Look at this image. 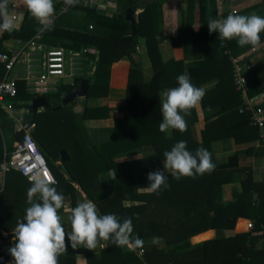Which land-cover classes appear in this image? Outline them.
I'll use <instances>...</instances> for the list:
<instances>
[{
	"label": "trees",
	"instance_id": "trees-1",
	"mask_svg": "<svg viewBox=\"0 0 264 264\" xmlns=\"http://www.w3.org/2000/svg\"><path fill=\"white\" fill-rule=\"evenodd\" d=\"M60 2L62 3V0ZM230 2L232 0L219 2V5L221 3L224 6L223 18L233 10H237L238 15H251L256 14L259 9L260 16H263L264 0L250 9L233 3L234 6L229 8ZM119 3L121 16H117L114 21L79 6L73 8L69 29L62 28V21L58 19L52 30L45 31L43 34L49 47H97L100 51V60L95 75L90 78L87 98L90 100L107 98L110 95V86L103 84L100 78L104 74L111 73L113 64L117 62L116 57L130 36L131 24L125 19V14L128 8H132L137 20V31L122 59H128L131 65L125 104L126 108L133 113L131 116L126 114L116 119L115 126L109 134L106 130L89 129L83 126L82 121L108 119L110 108L106 105L91 108L87 106L83 112L71 111L73 116L69 121L74 126L65 131L72 137H66L64 143H59L58 140L55 143L56 150L46 149L40 141L36 142L54 176L59 180V184L55 186L57 191L66 199L76 201L77 194L74 186H78V189L96 203L99 214H115L121 218V221L124 218H132L133 236H139L143 240L147 237L162 238L165 248L159 250L155 246H147L142 257L134 253H125L122 247L112 243L109 248L100 251L85 247L74 250L71 246L69 249L75 251L74 255L86 254L88 264H158L155 254L159 255L161 264L171 262L176 264L179 261L183 262L181 258L183 251L190 247L189 241L192 237L214 229L217 233L227 231L229 236L217 237L201 245L200 257L193 259L189 264H264V243H261V240H264V181H256L251 173L248 174L246 179L237 183L232 200L226 203L221 197L222 186L232 183V171L238 167L236 163L238 156L247 155L248 150L235 153V156L228 158L232 160L220 166L216 162L214 152L216 142L233 140L237 145H244L255 142L261 135L259 127L252 126L251 120L249 125V117L239 113L243 102L242 97L240 98L241 93L240 95H237L235 91L233 93L229 88L226 89L223 83L224 77L232 78L229 58L224 55L223 49H231L230 44L234 39L229 41L228 47H224L221 40L218 42L220 38L217 32L210 34L208 20L215 13L209 14V8L206 5L201 8L200 21L196 23L201 26L199 32L192 31L191 25L196 18L187 9V12L177 16L178 21L176 17L170 18V27L179 28L178 35L180 33L182 38L180 40L193 39L196 46H203L204 55L207 57L202 63L200 74L203 73L205 77H210L212 80L218 79L221 87L217 91L213 90V94L204 102L207 114L210 110H214L211 116L206 117L204 129L198 126V118L193 108L185 117L187 130L183 133L170 130L171 135H169L159 130V124L163 119L160 94L163 90L177 86V76L184 73V61L172 59L165 62L160 53L158 38L164 31V25L166 26L163 14L165 1L120 0ZM212 4L215 5L214 1ZM18 13L20 14V19L16 22L18 25L12 32L4 33L3 38L0 39V51L4 50V42L7 39L28 38L40 27L29 11L20 10ZM258 14L260 13L256 15ZM90 26H93L94 30H90ZM262 34L261 42L263 43L264 34ZM144 39L154 69V75L150 80H146L142 66L134 59L136 46L140 45V41ZM236 45L242 50L251 48L250 45L240 47L237 40H234L232 47ZM237 48L232 49L235 55L238 54ZM256 66V75L252 78L256 83L262 84V92H264V76L259 77L261 69H264V63ZM216 74L218 76H215ZM195 82L198 81L195 80ZM64 109L65 107L54 111L53 108H48L46 112L50 113L54 119ZM138 111L142 113L139 115ZM41 116H38L39 124H41ZM55 122L60 121L54 120L53 123ZM60 127L64 128L62 124ZM51 136L57 141L54 133ZM181 140L187 142V148L193 154L200 147L208 149L212 154V160L214 159L215 170L209 176L181 177L179 180L175 179L171 173L165 174L170 187L159 192L149 191L147 188L149 172L163 171L164 152L171 150ZM57 150L67 152L68 176L61 167L58 170L53 167L54 160L60 154L56 153V157H53L52 151ZM138 150L142 152L141 155L135 154ZM123 157L127 160L121 161ZM107 173L109 178L106 186H110V198L98 201L97 195L99 196L105 190L100 175ZM11 187L17 190L13 194L17 198L11 202L5 191L0 193V209L9 208L0 215V222L5 229L14 231L17 222L23 220L26 215L25 199L31 182L22 177L19 172L11 170L7 175L4 188L7 190ZM4 188L0 184V190ZM255 196L260 199V202H253ZM19 201L22 202L17 205ZM128 201L137 202L138 205L125 207L124 204ZM37 202H39L38 199ZM152 206L158 207V212L173 210L176 207L177 210H181V206H192L193 211L188 217H183L185 214L182 213L181 217H176L181 219L169 226L160 224L156 220H145L147 210ZM63 212L61 209L60 214L63 215ZM156 216L157 214H154V217ZM239 218L250 220L254 229L245 234H234L233 230ZM240 223L241 227L246 225L245 221ZM260 244H262L261 248H259ZM59 264H75V256L63 254L59 257Z\"/></svg>",
	"mask_w": 264,
	"mask_h": 264
},
{
	"label": "crops",
	"instance_id": "crops-1",
	"mask_svg": "<svg viewBox=\"0 0 264 264\" xmlns=\"http://www.w3.org/2000/svg\"><path fill=\"white\" fill-rule=\"evenodd\" d=\"M96 1H100V2L103 1L106 3L110 0H96ZM164 1H165V3H164L163 14L165 15L164 23H166V26L164 25V31L162 32V35L159 36V38H158L159 39L160 53H161V56L163 58V61H165V62H168L172 59H175L177 61H184V72H188L190 74V77H192L191 78L192 83L197 87H201V86L205 87L206 95L203 98L199 108H195L196 115L198 118V126L200 125V128L204 129L205 125H206V117L211 116L214 113V110H210L208 112V114L205 112L204 102L209 98L210 95L213 94V90L217 91L221 87V84H220L218 79L212 80V79H210V77H205L203 73L200 74V72L202 70V63L205 62V58L207 57V56L205 57V55H204L205 53H204L203 46L202 47L196 46L194 44L195 41L193 39H189L186 41L180 40L182 38L180 37V33L178 35L179 28H176V26L170 27L171 26L170 18L172 16L177 18V16L180 13L187 12L186 11V9H187L191 14H194L195 18H196V21L194 22V24L191 25L192 31L193 32H199L201 26H198V24H196V23H198V21H200V10H201V8H203V6L206 5L209 8V10H208L209 14L213 15V13H215L214 16L210 17V20H211V19H222L223 18L224 6H223V4L221 5V3L219 5L220 0H164ZM212 1H214L215 5L212 4ZM260 1L261 0H232V2H230V4L228 6H229V8H231L234 5H241V6L243 5L247 8L249 7V9H250V8H253V5L258 4V2H260ZM62 2H63V0H62ZM111 2L116 7L115 10H112L110 8H108L107 10L100 9L97 7L96 4H94L92 2V0H79V3L74 5V6H71V8L69 9V11L67 13L62 14V15H57L58 11L61 7L60 5L62 3L60 2V0H54L55 16H57L56 20L54 22V26H55L57 20L60 19L62 21L61 27L66 29V30L69 29L70 28L69 24H70V22H72V19H71L72 16L71 15L73 13V8L79 7V6H80L79 8L92 11L93 13L96 12V13L100 14V16H104V17L114 21L117 16L118 17L121 16L120 6H119L120 0H111ZM9 3H10L9 4L10 9H12L11 4L16 5L17 10H15V11H16V14L18 15V19L16 20V22H18L20 19V14L18 12H20V10L27 12L28 9H27L26 5L23 4V0H9ZM188 6H190V7H188ZM138 12H140V10ZM258 12L260 13L258 15H261V12L259 9H258L257 13ZM209 14H208V16H209ZM230 14H232V13L230 12ZM262 15L264 16V11L262 12ZM125 19H126V14H125ZM177 21H178V18H177ZM0 22H2V21H0ZM17 25L18 24H16V26ZM22 26H23V23H22ZM20 29L18 31H20ZM90 30H94V27L90 26ZM4 33L5 32H0V39L3 38ZM130 36H131V30H130ZM32 40L35 41L40 46L39 50L37 52L39 54V58H42L43 54H45V52H46V48L49 49L50 45H48L45 42L44 34L38 33V31H36L33 35L29 36L28 38L19 37L17 39H7L4 42V46H5L4 50L0 51V52L4 53V52H8L9 50H12V49H17V48H19L20 44H23V43L26 44ZM234 40H236V39H234ZM141 42L143 43V46L142 45L136 46V51L134 52V59L137 60L138 63L142 66L144 73H145V76H146V80H150L154 75V69H153L152 61H151V58H150V55L148 53V49L146 46L147 45L146 40L145 39L141 40L140 43ZM218 42H220V39ZM232 42L230 44L231 49H229L231 52V55L236 57V58L242 59L241 64H242L243 69L241 72H237L236 68L234 67L232 60L230 59V56L225 52V49H223L224 55H226L229 58L228 61L230 63L231 70H232V78H228V77L223 78V83L225 84L226 89L229 88L231 91H233V93L235 91V93L237 95H240V93H241L240 98L241 97L243 98L242 89L236 83V77L240 75L238 78H243L247 82L246 87L248 90V92H247L248 96H250L251 98H255L257 96L262 95L264 93V92H262L263 91L262 84H260V82H259V84L256 83L253 80L252 76L256 75V72H255V69L257 67L256 65H262V63H264V47L257 48L258 53L251 54V51L253 49L252 46L249 50L248 49L242 50V48L241 49L237 48V45L232 47ZM262 44H264V42ZM219 45H220V43H219ZM58 48L69 49V50H72L75 52H78V51L83 50L85 48L96 49L99 51V49L97 47H87V46L80 47V48L58 46ZM137 48H138V50H137ZM220 48H221V46H220ZM236 48L238 50L237 55H235L233 52V50H235ZM99 53H100V51H99ZM249 55H251L253 57H258L261 60H250ZM89 58L91 60H95V56H89ZM130 66L131 65H130V62L128 59H121V60H119L113 64V66L111 68L110 78L108 79V81L103 83V84H109L110 89H111L110 95L107 98L96 99L99 101L98 106L106 105L110 108L109 118L108 119H102V120H87L88 123H91L92 125H93V123H95V126H93V129L95 128V129H100L103 131L106 130V132H108L110 134V132L113 130V128L115 126L116 119L122 118L126 114H127V116H131V114L133 113V111H131L129 108H126L125 96L123 95V93L126 92L127 87H128V81H129V75H130ZM31 70L32 69L30 67L29 62L21 61L16 65L13 73L10 76H7L5 67L0 64V83L3 80H5V78L7 77L6 80H15L17 82V85H18V95L15 98H11L8 96L5 97V101L3 102L2 105H0V129H2V127L4 126V123H7L9 130H10V140H11L8 142L4 141L3 143H0V184H1L2 188H4V186L6 184L7 175L11 172V170H13V169H9L7 171H4L2 169V165L8 161L9 157L15 151L17 145L23 141V135L26 131H28L34 137V139L36 141L37 140L40 141L42 143V145L46 147V149L56 150L55 143L58 142V140L60 141L59 131L61 129V127H60L61 121H62V125L64 127H66V129H71L74 126L73 124L70 123L69 120L63 122V119L60 117L59 113L53 119L52 116L50 115V113L46 112V109H48V108H40L37 111V116H36V121H35L34 126L30 127V129L25 128V125L31 119V117L33 115V112L31 111V106L33 105V102L35 101V99L38 98L37 95H33V94L29 93L28 82H29V78L31 77ZM96 71H97V69L95 70V72L93 74H91V70H85L84 72H82L81 77H79L77 79L65 78V80H62L61 84L58 85L57 90L50 92V93H46L43 96L49 101V103H50L49 108H53V110L55 111V109H58V108L61 109L64 107L67 108L73 104H76V100H74L69 105H64L62 103V99L65 96H67L69 92H73L78 86H80L81 82L83 80L89 81V86H90V78L95 75ZM195 76H197V77L194 79L196 81H198L199 83L195 82V80L193 79V77H195ZM215 76H218V74H216ZM261 76H264V69H261V73L259 74V77H261ZM231 79H232V83H231ZM88 91H89V88H88ZM257 91H259L260 93ZM256 93H258V94H256ZM87 95H88V92H87ZM87 95L85 97H83L85 99V102L81 101V102H79V104L77 106L80 108L81 112H83L84 108L85 107L87 108V106L90 108L96 107V106H90L87 103V101L90 100L89 98H87ZM57 102H60V104H57ZM83 102H84V105L82 106ZM9 105H12L16 108H25L28 110V113L26 114L27 122H26V124L23 125V129H20V130L18 129V125H17V117L18 116L14 111L9 110L7 108ZM260 105L264 108V100H263V102H261ZM241 106H240V108H241ZM60 109H58V110H60ZM63 111H62V113H63ZM137 113L140 115L142 113V111H138ZM239 113H240V111H239ZM240 114H242V113H240ZM40 115H42L41 116V124H39V120H38V116H40ZM243 115H247L249 117V125H250L251 116L249 114H243ZM57 117H59L60 120H58ZM54 120L60 121V122L53 123ZM85 121L86 120L82 121L83 126H85L87 123V121H86V123H84ZM259 129H260V134H261L260 138L253 143H248V144H244V145H237L233 140H223V141L215 143V150H214V152L216 154L215 158L217 159L216 162L219 163V166H220V164H223V163L227 162L228 160H232V159H228V158L235 156L236 155L235 153L248 150L247 155L238 156V162H236L238 167L236 170L232 171L233 172L232 183L227 184V185L225 184L222 186L221 197H222L223 201H225L226 203H228L232 200L233 193L235 191V187L237 186V183L246 179L247 176L250 175V173H251V175H253V177L255 178L256 181H264V128H259ZM53 133L55 134L57 141L54 138H52L51 134H53ZM62 151H65V150L52 151L53 157H56V153L60 154L59 157L56 160H54V162H53V167L56 170H58L60 167L62 168V162H61V152ZM141 153L142 152L140 150L135 152V154H141ZM124 159H126V157L121 158V161ZM14 171H16V170H14ZM65 173L67 175L68 170ZM165 174H170V172L168 170H165ZM209 174H211V173H204L203 175L209 176ZM203 175H201V176H203ZM22 177H24V176L22 175ZM24 178L26 179V177H24ZM100 178H101V183L103 184V187L105 190L103 192H101V194L99 196L97 195L98 201H102V200L110 198L109 193L111 190L110 186H106V182L108 181L107 179L109 178V173L104 174V175H100ZM28 181H30V180H28ZM57 181H58V183L55 184V186H57L59 184L58 179H57ZM74 188H75V191L77 194L76 201L74 202L72 199H66L67 208H66V210L63 209V211H64L63 215L60 214L62 216L63 225L65 226L67 231L71 230V223H70V219H69V216L71 214V210L75 206H77V204L79 202H82L84 200H92L85 193H83L82 190L78 189V186H74ZM4 191L6 193V196H9V198H10L9 200H11V202H13L17 198V197H14V195H13L15 192H17V190L14 187H11L7 190H6V188H4L3 190H0V193H2ZM258 199L259 198L257 196H255L253 202H255V201L260 202V199L259 200ZM25 200H26V204H27L26 208H27V207H29L28 202H27V197ZM21 202L22 201H19L17 203V205L21 204ZM94 204L96 205L95 202H94ZM134 205L137 206L138 203L128 201V202H125V204H124L125 207H131ZM26 208H25V210H26ZM149 208L151 211L149 210ZM149 208L147 210L145 220H153V221L156 220L160 224H165V225H169V226L176 224L177 221H179L181 219V218H176V217H179V216L181 217L182 213L185 214V216H183V217H188V215H190L191 211H193L192 206H181V210H177V207H176L173 210H169V211L163 210V211H159V212L157 211L158 207H156V206H152ZM7 209H9V208L0 209V215H3ZM154 214H157V216L154 217ZM239 219H241V218H239ZM245 220H247V219H245ZM236 227H237V224H236ZM252 229H254V228H252ZM228 236H229V233L227 231H220L217 233V231L214 229H210V230L204 231L202 233H199L198 235H196L190 239V241H189L190 247L184 249L182 257H181L183 262L179 261V262H176V264H189V262H192L193 259H198L200 257L199 253H200V246L201 245L205 244L206 242L213 241L217 237L224 238V237H228ZM0 238H5V239L9 240L11 244L14 245V232L5 229L3 227L2 222H0ZM152 240H153V237H147V238H145V240H143L144 246L142 248H137L139 255L142 256L143 254H145V249L147 246H155V248H157L159 250H162L165 248L164 247V240L162 238H160L159 242L155 243V244L152 242ZM66 242H67V240H66ZM103 242H105V241L100 242V244L103 245L102 247L97 246L95 249L100 251L102 249H106V248H109L111 246L110 241H109L110 242L109 245L106 247L104 246ZM67 243H68V250L64 254H66L68 256H75V264H88L86 254L85 255H78V254L74 255V254H76L75 251H72L69 249L70 242H67ZM261 243H264V240H261ZM261 247H262V244L259 245V248H261ZM122 251L125 253H127V252L134 253L137 256L136 250L131 251L127 247H122ZM141 251H143V252L141 253ZM0 254H1V249H0ZM155 257H156V262L158 264H161L162 262H160L158 259L159 255L155 254ZM176 261H178V260H176ZM169 264H175V263L171 262Z\"/></svg>",
	"mask_w": 264,
	"mask_h": 264
},
{
	"label": "clouds",
	"instance_id": "clouds-1",
	"mask_svg": "<svg viewBox=\"0 0 264 264\" xmlns=\"http://www.w3.org/2000/svg\"><path fill=\"white\" fill-rule=\"evenodd\" d=\"M64 3L74 6L79 0H64ZM23 4L40 25L38 33L52 30L55 19L54 0H23ZM13 11L9 8V0H0V32L10 33L16 28ZM208 28L210 34L217 32L221 40L236 39L240 47H264L261 42L264 16L229 14L222 19L209 20ZM205 95V87L195 86L188 72L178 75L177 86L161 92L163 119L159 130L169 135L170 130L185 132V117L193 108H199ZM164 157V170L148 174L147 188L151 192L170 187L165 170L179 180L181 177L196 178L197 175L211 173L216 167L208 149L200 147L193 154L183 140L178 141L171 150L165 151ZM30 181L31 187L27 192L30 206L26 208L23 220L17 222L13 231L14 245L9 249L14 264H59V257L68 250L67 242H70L74 250L79 247L93 250L103 246L101 241H110L117 247H127L131 251L144 246L143 239L133 236L132 218L121 221L115 214L101 215L92 200L79 202L71 210V230L67 231L60 215V210L67 208L66 198L57 191L54 178L46 171L38 170L31 175ZM159 240V237H153L152 242L155 244Z\"/></svg>",
	"mask_w": 264,
	"mask_h": 264
},
{
	"label": "built area",
	"instance_id": "built-area-1",
	"mask_svg": "<svg viewBox=\"0 0 264 264\" xmlns=\"http://www.w3.org/2000/svg\"><path fill=\"white\" fill-rule=\"evenodd\" d=\"M92 2L100 9H116L111 0L106 3L96 0H92ZM11 7L14 10L12 14L15 15L17 20L18 15L15 11L17 10L16 5L11 4ZM70 8L71 6L66 5L63 0L57 15L67 13ZM232 12V14H237V10H233ZM56 17L57 16H55L54 22ZM221 43L224 47H228L229 45V41L221 40ZM39 47L40 46L32 40L26 44H20L17 49H12L4 53L0 52V64L5 67L7 76H10L13 73L19 62H29L32 69L31 77L28 82L29 93L37 95L38 97H43L46 93L57 90L58 85H60L61 81L65 80V78L77 79L81 77L82 72L85 70H91V74H93L100 59V53L96 49L85 48L75 52L58 47L46 48L43 57L39 58L37 52ZM225 49V52L230 56L236 71L241 72L243 69L241 64L242 59L232 56L229 48ZM257 51L258 49H252L251 53L255 54ZM89 56H95V60H91ZM239 76L236 77V83L243 92V103L241 108H239V111L242 114H249L251 116V125L264 128V108L260 105L264 100V93L255 98L248 96V90L246 87L247 82L243 78H238ZM6 79L7 77L0 83V105L5 101V97L8 96L15 98L18 95L17 82L15 80ZM7 108L17 114L18 129H23V125L27 122L26 114L28 113V110L25 108H16L12 105H9ZM2 169L4 171L9 169L16 170L28 180H30L31 175L34 172L38 170L46 171L50 177L54 178L56 182L55 184L58 183L36 140L28 131L24 133L23 141L17 145L8 161L2 165ZM250 227L251 229L254 227L252 222H250ZM103 244L106 247L109 245V242L105 241ZM12 246L13 244H11L9 240L0 238V264H14V259L9 252V249Z\"/></svg>",
	"mask_w": 264,
	"mask_h": 264
},
{
	"label": "water",
	"instance_id": "water-1",
	"mask_svg": "<svg viewBox=\"0 0 264 264\" xmlns=\"http://www.w3.org/2000/svg\"><path fill=\"white\" fill-rule=\"evenodd\" d=\"M126 20L131 24V36L123 44L120 54L116 57V61L121 60L122 57L125 55V53L128 51L129 46L131 45L132 36L135 35L137 31V20L135 18V11L132 8H128L126 10ZM88 88H89V81L83 80L80 86H78L73 92H69L68 95L62 99V103L64 105H69L74 100L85 97L87 95ZM49 107H50V103L45 97H38L37 99H35L33 105L31 106V111L33 112V115L25 125V128L30 129V127H32L35 124L37 111L40 108H49ZM67 161H68L67 153L65 151H62L61 162H62V169L65 172H67V168H66Z\"/></svg>",
	"mask_w": 264,
	"mask_h": 264
},
{
	"label": "rangeland",
	"instance_id": "rangeland-1",
	"mask_svg": "<svg viewBox=\"0 0 264 264\" xmlns=\"http://www.w3.org/2000/svg\"><path fill=\"white\" fill-rule=\"evenodd\" d=\"M140 45L143 46V43L141 42ZM257 53H258V51H257ZM249 58H250V60H261L260 58L253 57L251 55H249ZM109 78H110V74H104L100 78V81L104 83V82L108 81ZM123 95L125 96L126 95V92H124ZM81 101H84L85 102V99L84 98H78V99H76V104H73L70 107H67V108L64 109L63 113L60 114V117L63 119V121H68V120H70L72 118L73 113L71 111H73L75 113L81 112L80 111V108L77 107L78 104H79V102H81ZM84 102L82 103V106L84 105ZM87 103L90 106H98L99 105V101L98 100H94V99H91V100L87 101ZM57 104H60V102H57ZM57 119L60 120L59 117H57ZM86 121L84 123H86ZM61 124H62V121H61ZM85 126H87L89 129H93V126H95V123H93V125H92L91 123H88V121H87V123H86ZM65 129H66V127H64L63 129H61L59 131V134H60V141H59V143H64L66 137H72V135L68 136V134L65 131ZM4 141H6V142L11 141L10 140V130H9V127H8L7 123H4V126L2 127V129H0V143H3ZM240 221H245L247 224L245 226L241 227ZM249 230H251L250 220H248V219L245 220L244 218L243 219L241 218V219L238 220L237 227H236V229L233 230V233L234 234H245V233H248ZM136 252H137V256L142 257L144 255V254L142 256L139 255V252H138L137 249H136Z\"/></svg>",
	"mask_w": 264,
	"mask_h": 264
},
{
	"label": "bare ground",
	"instance_id": "bare-ground-1",
	"mask_svg": "<svg viewBox=\"0 0 264 264\" xmlns=\"http://www.w3.org/2000/svg\"><path fill=\"white\" fill-rule=\"evenodd\" d=\"M247 224V223H246Z\"/></svg>",
	"mask_w": 264,
	"mask_h": 264
}]
</instances>
